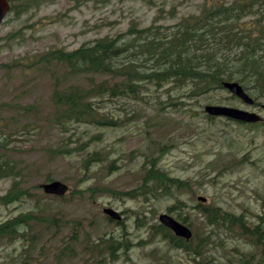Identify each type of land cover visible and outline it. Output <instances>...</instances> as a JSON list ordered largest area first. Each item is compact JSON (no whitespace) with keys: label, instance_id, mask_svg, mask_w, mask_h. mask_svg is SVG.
<instances>
[{"label":"rangeland","instance_id":"obj_1","mask_svg":"<svg viewBox=\"0 0 264 264\" xmlns=\"http://www.w3.org/2000/svg\"><path fill=\"white\" fill-rule=\"evenodd\" d=\"M10 2L17 4L20 0ZM202 3L203 0H37L25 12L10 11L0 22V102L20 106L35 103L44 109L50 93L47 75L41 72L24 75L17 71L9 74L2 63L55 47L73 49L92 38L124 31L131 21L139 26H147L156 19L161 24H172L183 16L197 13ZM158 12L160 17H156ZM229 95L228 90H221L216 100ZM257 100V104L251 106L229 98L225 104L256 111L264 123L261 106L264 97ZM200 102L201 107L193 105L200 111L206 104H217L212 99H200ZM126 108L129 112L124 116L129 120L124 127L109 132L80 127L78 142L88 140L91 149L94 141H89V137L99 132L102 141L97 142V147L110 156L102 167L90 168L89 172L78 166L77 155L72 158L50 156L46 149L55 146L60 136L51 126L43 124L31 128L30 124L28 131H24L26 119H13L9 124L12 134L6 133L12 138L7 153L15 160L24 186L57 203L49 205L48 210L52 214L59 208L65 225L69 223L66 216L82 217L83 230L89 232L90 240L110 232L123 234L132 243L125 252L120 251L118 259H108L104 264H236L240 257L237 251L247 256L254 253L256 264H264L263 250L253 248L227 229L215 230L198 208L199 203L218 206L236 214L244 213L249 221H256L257 214L264 215V124L249 127L223 117L209 120L204 114L188 116L148 107ZM9 113L14 112L3 110L2 115ZM150 151L156 152L162 170L186 180L188 188L174 189L157 198H130L104 190L124 192L136 187L143 154L149 155ZM81 156L79 154V158ZM111 158L117 159L114 167ZM48 175L69 186V202L44 196L38 186ZM10 183L9 178L0 179V195ZM94 184L99 189L91 195L88 187ZM73 190L80 193L75 194ZM30 205L28 201L1 202L0 222L27 210ZM169 206L175 208L169 210ZM104 207L120 212L121 223L109 221L102 212ZM177 212L186 218L185 223L176 218ZM161 213L171 215L192 230V237L196 238L191 237V247L198 243L197 236L202 237V252L195 254L193 248L184 251L161 234L151 233ZM48 228L43 229L40 241L35 244L31 264L40 261L52 264L54 249L63 244L60 238L69 234L67 227L56 236L53 235L55 228ZM40 246H44L47 256H38ZM21 247L19 240L11 243L0 239V264H15Z\"/></svg>","mask_w":264,"mask_h":264},{"label":"trees","instance_id":"obj_2","mask_svg":"<svg viewBox=\"0 0 264 264\" xmlns=\"http://www.w3.org/2000/svg\"><path fill=\"white\" fill-rule=\"evenodd\" d=\"M32 2L37 0L10 2V11L25 12ZM156 17H160L159 12ZM157 21L147 26L131 21L124 31L92 38L73 49L50 48L1 64L9 74L41 72L48 76L50 83L47 108L41 109L35 103L20 106L0 102V179L11 180L6 192L0 195V203H31L27 210L0 222V239L11 243L19 240L22 246L16 253L15 264H31L35 244L40 241L43 229L49 226L55 228V236L64 227L69 233L60 238L63 244L54 249L52 264H104L108 259H118L120 251L125 252L132 243L123 234L110 232L90 240L89 232L83 230L82 217L66 216L69 223L65 225L59 208L50 214L49 205L58 204L24 186L15 160L7 153L12 143L7 134H12L9 124L13 119H26L24 131H28L30 124L31 128L43 124L51 126L60 136L55 146L46 149L50 156L72 158L77 155L78 166L89 172L90 168L102 167L110 156L97 147V142L102 141L99 132L89 137V141H94L91 149L88 140L78 142L81 126L106 132L124 127L129 120L124 116L129 106L188 116L204 114L211 120L214 117L193 105L201 107L200 99H212L216 103L236 99L229 95L216 100L218 93L225 89L223 81L238 82L256 104L257 99L264 97V0H203L197 13L183 16L172 24ZM3 110L14 113L3 116ZM3 129L7 132L3 133ZM74 143L78 144L71 147ZM77 151L82 154L80 158ZM154 153L143 154L136 187L124 192L104 190L130 198H157L174 189L186 188V180L162 170L159 157ZM116 162V158H111V166ZM51 180L54 179L48 175L44 181ZM98 189L96 184L88 187L91 195ZM72 192L80 193L79 190ZM67 194L44 196L69 202ZM171 208L175 206L168 207ZM198 208L215 230L227 229L253 248L264 251V215L257 214L256 221H249L244 213L236 214L218 206L199 203ZM176 218L186 222L179 212ZM151 233L161 234L184 251L193 248L195 254L202 252L203 238L197 235L198 243L191 247L196 237L186 241L159 223L153 225ZM43 247L38 248L39 257L47 256ZM237 252L240 257L236 264H256L254 253L247 256Z\"/></svg>","mask_w":264,"mask_h":264},{"label":"water","instance_id":"obj_3","mask_svg":"<svg viewBox=\"0 0 264 264\" xmlns=\"http://www.w3.org/2000/svg\"><path fill=\"white\" fill-rule=\"evenodd\" d=\"M9 9V1L0 0V22L3 20ZM222 85L231 93L241 98L245 103H253V99L248 95V93H246V91H244V89L238 82L223 81ZM204 110L210 115L226 116L243 122H257L261 120L260 116L256 112L228 105L207 104L206 106H204ZM40 187L45 193L54 195H63L68 190V186L59 180H52L42 183L40 184ZM198 199L201 201L205 200L203 197H198ZM103 211L107 213L111 218L120 219V215L111 208H104ZM159 220L162 224L171 228L176 235L185 237L187 239L191 236L190 230L185 225L179 223L169 215L164 213L160 214Z\"/></svg>","mask_w":264,"mask_h":264}]
</instances>
